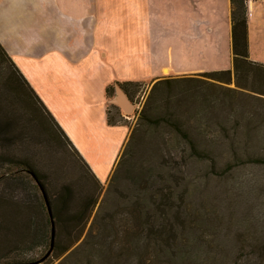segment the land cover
<instances>
[{
    "label": "crops",
    "instance_id": "0c3cea01",
    "mask_svg": "<svg viewBox=\"0 0 264 264\" xmlns=\"http://www.w3.org/2000/svg\"><path fill=\"white\" fill-rule=\"evenodd\" d=\"M248 8L250 58L264 65V3ZM231 11V0H0V43L96 174L103 147L119 157L130 134L109 124V86L229 70Z\"/></svg>",
    "mask_w": 264,
    "mask_h": 264
},
{
    "label": "trees",
    "instance_id": "16d2710c",
    "mask_svg": "<svg viewBox=\"0 0 264 264\" xmlns=\"http://www.w3.org/2000/svg\"><path fill=\"white\" fill-rule=\"evenodd\" d=\"M231 4L232 67L239 89L227 88V91L233 93V96L236 97L245 95L248 98L256 97L264 100V65L255 63L250 58L248 1L231 0ZM0 54L15 72V80L10 78L7 82L15 84L16 88L19 86L17 89L20 93V100L34 120L36 119L37 127L54 136V140L59 144L62 143L71 148L77 156L82 171L98 181L91 165L73 145L64 129L36 94L1 43ZM231 74L232 71L229 69L206 72L200 74V76L230 84L232 81ZM240 76H246L248 80H253L255 84L259 85L253 88L244 86L239 82ZM196 80L199 79L192 77L166 78L154 85L152 93L139 115L138 123L131 133L125 151L115 166L102 204V210L98 214L99 219L95 221V224H98V227L103 231L102 240L108 241L111 234H117V228L113 226L117 211H120V208L123 211L134 208L137 211L134 218L137 220L139 229L130 233V245L132 253H137L134 255L137 259L144 256L148 257L147 254L149 253H161L170 264H183L190 255L199 258L197 253L205 249L200 233L203 228L201 221H205L204 225L211 223L207 214H201L199 218H195L194 213H191V210L188 209L189 204H184L186 202L185 195H191L190 189L179 190L180 183L179 181L173 182V173H163L166 165H162L160 162L156 164L150 162L142 165L139 162L138 157L140 155L137 150L138 144L142 140V146H146L148 143L151 146V150L143 155H153L152 157L155 158H157L156 153L163 152L165 148L177 144L174 133L164 146L156 144L153 135H151L150 142L144 141V137H141V135L144 133L142 132L144 124L148 120L154 123L153 129L155 131L163 120H171L174 123L172 127L179 135L183 134L185 138H190L186 150L180 146L178 147L183 151V156L190 152V155L194 157V162L208 161L210 169L216 171L220 177H226L234 173L237 171L238 165L244 163L264 167V140H258V138H264V118L261 119L263 122H259L260 125H256L254 114L244 115L243 112L239 117L235 115V110L240 108L235 104L228 105L226 113L228 114V122L233 120V123L221 122L214 128L216 134L212 138L218 139L220 143L218 146L203 144L194 135L190 136L189 134L188 137L187 126L177 120L176 106L173 104L174 97H167L166 92L168 94L170 90H175L176 85L182 83L193 84V82H197ZM134 84L123 83L120 85L127 91V88ZM164 87H166V90ZM115 88L112 85L107 89L108 100L115 97ZM163 89L165 91H162ZM158 91H161L160 95H163L164 100H161L159 94H155ZM218 99L216 97V103ZM211 101L215 104L214 99ZM242 105L250 106L251 103L246 102ZM163 106L166 107L164 111L161 109ZM108 114L109 124H117L115 119L111 117L109 110ZM6 115L7 113L1 115L2 118L0 119V141L4 140L9 145L15 143L16 135L13 136L8 132L12 126V121L6 120L8 117ZM1 147L0 264L37 262L43 264L52 255L47 257L52 246L53 222L56 231L57 226L81 223L87 219L91 207L86 206V203H88L86 199L80 201L81 203L78 202V194L74 184L68 182L55 190L43 175L40 162L31 158H14L5 153ZM223 160L225 161L220 163ZM158 169L160 171L156 174ZM168 169L172 172V167ZM176 185L178 189L175 187ZM15 191L25 192L27 197L25 199H23L24 197L15 198ZM44 191L52 210V217L49 213ZM211 227L212 225L206 226V228ZM18 234H21L20 241L18 238L15 240ZM56 239L57 232L55 234L54 250L60 246ZM15 241L19 242L16 243ZM87 242L88 239L82 242L77 250L82 249ZM48 246L49 251L47 254L37 261L35 259L15 260V253H26L27 250L35 252L39 248H47ZM251 250L264 259L263 249L259 245H254ZM43 259L45 260L42 261ZM261 264H264V262Z\"/></svg>",
    "mask_w": 264,
    "mask_h": 264
},
{
    "label": "rangeland",
    "instance_id": "374dc122",
    "mask_svg": "<svg viewBox=\"0 0 264 264\" xmlns=\"http://www.w3.org/2000/svg\"><path fill=\"white\" fill-rule=\"evenodd\" d=\"M161 53L163 58H167V51H161ZM169 58L171 59L170 51ZM123 68V66H118L116 69L122 71ZM151 68L149 67L147 71ZM128 69L134 72L140 70L142 71L140 74H146L143 72V68L128 67ZM230 69L232 71L230 84L195 76L192 78L199 79L196 80V83H182L176 85V89L170 90V93L167 94L166 92L167 97H174L173 104L176 106L177 120L187 126L188 137L189 134L190 136L194 135L203 144L218 146L220 144L218 139L212 138L216 134L214 128L221 122H228V114L226 113L228 105L232 104L240 108L235 110V115L241 117L243 112L244 115L254 114L256 125H260L259 122L264 118V100L256 97L248 98L245 95L236 97L233 96V93L228 92L227 88L239 89L233 67ZM155 70L158 71V67H155ZM165 74L169 75V72H165ZM10 78L15 80V72L0 54V119L2 118L1 115L7 113L6 120L12 121V126L8 132L13 136L16 135L15 143L8 145L6 141L2 140L0 141L2 147H0L14 158H31L40 162L43 175L55 190L68 182L74 184L78 194V202L86 199L88 202L86 206L91 207L87 219L83 222L57 226L56 240L60 246L43 264H170L161 253H149L147 254L148 257L144 256L138 259L134 256L137 253H132L130 233L139 229L137 220L134 218L137 214L134 208L125 211L120 208V211H117L113 220L117 234H111L108 241L102 240L103 231L98 227V224H95V221L99 219L98 214L102 210V204L105 200L111 179L109 176L110 174L112 176L114 171L111 173V170L112 168L115 169L117 162L124 153L154 85L134 84L129 86L127 91L118 85L125 91L127 98L133 105V110L131 113H127L112 105L114 97L110 100L109 113L116 123L124 124V129L129 128L130 134L119 157L117 153L119 147H109V149L103 147L106 154L97 163L95 161L98 170L97 175L95 174L98 176L97 181L82 171L77 156L71 148L62 143L59 144L54 140V136L37 127L36 119L34 120L20 100V93L17 89L19 86L16 88L15 84L7 82ZM147 78L151 80L150 77ZM248 81L250 80L246 76H240L239 82L244 86L253 88L259 85L255 84L253 80ZM164 89L162 91L166 90ZM155 94L160 95L161 91ZM216 97L219 98L217 103L215 102ZM160 98L161 100L165 99L163 95H160ZM212 99H214L215 104L211 101ZM246 102H250L251 105H242ZM161 109L164 111L166 107L163 106ZM228 123L232 124L233 120ZM153 126L154 123L151 120L144 124L142 132L149 134L141 135L144 137V141L150 142L151 135H153L156 139L155 143L164 146L174 133L177 144L165 148L163 152L156 153L157 158H155L152 157L153 155H143L151 150V146L149 143L142 146L143 140L141 139L137 150L140 155L138 157L139 162L142 165L150 162L152 164L160 162L162 165H166L164 172L162 170L161 172L173 173V182L179 181L180 183L179 190L190 189L191 195H185L186 202L184 204H189L188 209L194 213L195 218H199L201 214H207L211 220V223L206 225H204L205 221H201L203 228L200 233L205 249L197 253L199 258L190 255L183 264H261L264 262L262 256L253 253L251 250L254 245H259L263 249L262 253H264V167L244 163L238 165L237 171L234 173L220 177L216 171L210 169L208 161L194 162V157L190 155V152H187L189 156L187 154L183 156V151L178 147L186 150L190 138H185L183 134L179 135L172 127L174 123L171 120H163L161 125L156 127V131ZM258 140H264V138H258ZM97 141L99 143L106 142V140ZM169 167H172V172L168 169ZM160 169L156 171V174ZM175 187L178 189L177 185ZM24 195L25 192L15 191V198L24 197L23 199H25L27 196ZM211 225V228H206V226ZM20 236L21 234H18L15 240L18 238L20 241ZM86 239H88L87 244L82 249L77 250V247ZM48 251L49 246L39 248L35 252L27 250L26 253H15V260L35 259L37 261Z\"/></svg>",
    "mask_w": 264,
    "mask_h": 264
},
{
    "label": "water",
    "instance_id": "95a60500",
    "mask_svg": "<svg viewBox=\"0 0 264 264\" xmlns=\"http://www.w3.org/2000/svg\"><path fill=\"white\" fill-rule=\"evenodd\" d=\"M116 96L114 98V100L112 101L113 104L118 105L120 107H122V109L124 111H126L127 113H131V111L133 110V105L130 103L129 99L127 98L125 91L120 87V86H116ZM44 195L47 201V205H48V209H49V213L52 217V210L47 198V194L44 191ZM55 224L53 222V231H52V246L50 251L48 252V256H50L54 250V241H55V234H56V229H55ZM45 259H43L42 261H44ZM14 264H39V262L37 263H14Z\"/></svg>",
    "mask_w": 264,
    "mask_h": 264
},
{
    "label": "built area",
    "instance_id": "2783aa9c",
    "mask_svg": "<svg viewBox=\"0 0 264 264\" xmlns=\"http://www.w3.org/2000/svg\"><path fill=\"white\" fill-rule=\"evenodd\" d=\"M246 1H248V2H249V1H251V0H246ZM259 1H262V2L264 3V0H259Z\"/></svg>",
    "mask_w": 264,
    "mask_h": 264
}]
</instances>
